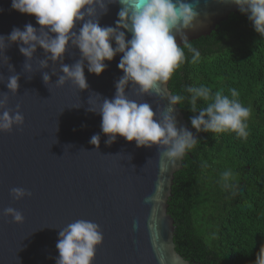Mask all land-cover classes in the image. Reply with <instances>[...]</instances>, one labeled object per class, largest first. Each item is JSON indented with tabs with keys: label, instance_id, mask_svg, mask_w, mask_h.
Masks as SVG:
<instances>
[{
	"label": "water",
	"instance_id": "water-1",
	"mask_svg": "<svg viewBox=\"0 0 264 264\" xmlns=\"http://www.w3.org/2000/svg\"><path fill=\"white\" fill-rule=\"evenodd\" d=\"M189 2L199 13L196 29L186 30L189 43L209 36L229 15L240 12L236 5L218 0ZM11 4L12 0H0V35L7 37L13 28L23 30L29 23L40 28L34 16L13 10ZM107 7L99 23L115 27L122 5L117 2ZM80 26L76 24L74 30ZM125 35L131 38L130 33ZM176 40L183 47L179 37ZM112 46L115 48L114 41ZM4 54L20 80L16 95L6 82L0 83V93L8 94L11 112L19 105L25 123L10 133H0V264H55L60 229L79 219L98 224L103 233L93 264H191L175 252L173 220L167 214L174 174L182 169L183 157L173 164L162 158L157 146L137 148L135 141L119 136L107 145L101 116L88 110L90 105L98 110L100 101L94 94L109 100L115 96V83L124 74L117 67L122 54L105 61L107 68L100 76L89 73L85 66V90L71 82L55 87L57 77L51 70L59 74V61L50 62V68L44 70L52 82L46 86L38 63L45 58L43 49L37 48L32 73L23 69L26 58L18 44ZM79 59V50L69 47L63 62L71 65ZM0 74L5 80L13 74L2 53ZM126 92L130 99L151 104L154 113L157 105L168 104L154 94L136 95L131 85ZM168 93L167 83L162 95ZM175 115L177 126L186 127L197 138L177 105ZM96 134L100 135L98 149L90 143ZM16 187L31 196L14 200L10 191ZM7 207L20 211L24 223L17 225L5 217Z\"/></svg>",
	"mask_w": 264,
	"mask_h": 264
},
{
	"label": "clouds",
	"instance_id": "clouds-1",
	"mask_svg": "<svg viewBox=\"0 0 264 264\" xmlns=\"http://www.w3.org/2000/svg\"><path fill=\"white\" fill-rule=\"evenodd\" d=\"M117 2L122 7L115 27H101L99 18L107 13V5ZM218 2L236 5L252 23L255 32L264 36V0ZM11 6L21 14L34 16L40 25L37 29L29 23L23 30L13 28L7 37L0 35V53L8 71L13 73L6 80L0 74V83L6 82L11 94H17L20 80V74L15 72L4 54L12 44H18L20 53L26 58L23 65L25 72H33L31 62L37 48L43 49L45 58L39 59L38 63L45 85L49 87L52 82L49 73L44 70L50 68V62L56 64L59 61V74L55 69L51 70V75L57 77L55 87L71 82L79 90L88 88L85 66L89 73L100 76L107 68L105 61L111 62L115 56L122 54L117 67L124 74L115 83V96L109 100L94 94L100 101L98 110L91 105L88 109L101 116V131L108 137L107 145L114 143L117 136L128 142L135 141L137 148L150 149L155 145L162 158L177 164L198 143L191 131L177 126L175 106L180 105L182 100L188 101L192 113H198L191 117V125L197 133L230 131L239 137H247L246 121L250 109L239 102V93L234 88L229 90L231 98L220 92L213 94L204 85L187 87L185 91L189 96L162 95L163 86L186 61L184 49L192 53L191 63L201 59L200 52L192 47L186 34V30L196 29L199 19V13L189 0H12ZM76 24L81 26L74 30ZM125 32L131 34L130 39H126ZM177 37L183 47L178 46ZM69 47L80 52V59L71 65L63 62ZM129 85L136 95L161 96L167 100V106L157 105L154 113L148 102L130 99L126 92ZM198 100L205 105L199 110ZM8 102V94L0 93V133H10L25 123L19 105L15 112H11ZM90 143L98 149L100 135H93ZM230 176L229 171L223 173L225 187ZM10 195L19 201L30 197L31 192L16 187L11 189ZM3 215L11 217L17 225L24 223L23 214L13 207L5 208ZM102 243L103 233L98 224L90 220H76L59 231L56 244L59 257L55 264H93L96 249ZM255 264H264V246L257 253Z\"/></svg>",
	"mask_w": 264,
	"mask_h": 264
},
{
	"label": "trees",
	"instance_id": "trees-1",
	"mask_svg": "<svg viewBox=\"0 0 264 264\" xmlns=\"http://www.w3.org/2000/svg\"><path fill=\"white\" fill-rule=\"evenodd\" d=\"M200 54L184 49L186 61L168 81L171 94L189 96V86H207L250 109L248 135L234 132L197 133L191 105L178 108L198 135L182 169L174 174L167 214L173 220L175 252L191 264H255L264 246V36L238 12L209 36L190 42ZM204 102L197 101V109ZM231 176L223 180V173Z\"/></svg>",
	"mask_w": 264,
	"mask_h": 264
}]
</instances>
